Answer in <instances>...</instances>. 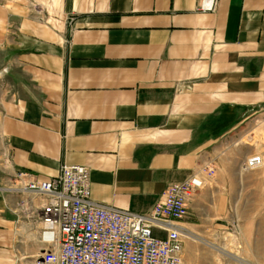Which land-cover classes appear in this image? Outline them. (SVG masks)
I'll list each match as a JSON object with an SVG mask.
<instances>
[{"label":"crops","instance_id":"obj_1","mask_svg":"<svg viewBox=\"0 0 264 264\" xmlns=\"http://www.w3.org/2000/svg\"><path fill=\"white\" fill-rule=\"evenodd\" d=\"M198 1L0 0V264L47 249L27 194L3 187L62 164L89 168L93 200L136 213L201 175L178 221L183 264H216L199 244L231 228V199L199 163L264 107V0Z\"/></svg>","mask_w":264,"mask_h":264},{"label":"built area","instance_id":"obj_2","mask_svg":"<svg viewBox=\"0 0 264 264\" xmlns=\"http://www.w3.org/2000/svg\"><path fill=\"white\" fill-rule=\"evenodd\" d=\"M216 1L199 0L197 10L213 11ZM260 163L261 157L253 155L245 167ZM214 170L207 163L201 171L210 176ZM203 184L198 174L171 182L163 199L144 213L93 200L89 168L84 165L62 164L47 180L17 171L10 186L3 188L27 194L18 203L35 213L40 224L39 239L47 246L40 255L42 264H183L187 234L178 221L188 215L189 198ZM34 199L43 201L40 210Z\"/></svg>","mask_w":264,"mask_h":264},{"label":"rangeland","instance_id":"obj_3","mask_svg":"<svg viewBox=\"0 0 264 264\" xmlns=\"http://www.w3.org/2000/svg\"><path fill=\"white\" fill-rule=\"evenodd\" d=\"M253 155H259L261 163L242 170ZM207 163L215 167L210 176L220 178L222 189L230 194L232 225L219 239L209 240L214 244L206 243L211 248L200 241L201 249H209L216 264H264V107L210 147L199 163L203 175Z\"/></svg>","mask_w":264,"mask_h":264},{"label":"bare ground","instance_id":"obj_4","mask_svg":"<svg viewBox=\"0 0 264 264\" xmlns=\"http://www.w3.org/2000/svg\"><path fill=\"white\" fill-rule=\"evenodd\" d=\"M243 168H242V170H249V169H253L254 167H244V166H242ZM256 167V166H255ZM211 246V245H210ZM221 252H224L223 250H221ZM225 253V252H224ZM231 258H233V260H237V261H239V259L237 258V257H235V256H232Z\"/></svg>","mask_w":264,"mask_h":264}]
</instances>
